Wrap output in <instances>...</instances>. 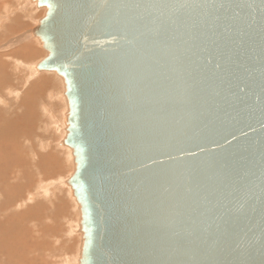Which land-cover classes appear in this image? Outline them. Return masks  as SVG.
<instances>
[{
    "label": "water",
    "instance_id": "1",
    "mask_svg": "<svg viewBox=\"0 0 264 264\" xmlns=\"http://www.w3.org/2000/svg\"><path fill=\"white\" fill-rule=\"evenodd\" d=\"M31 1L79 264H264V0Z\"/></svg>",
    "mask_w": 264,
    "mask_h": 264
},
{
    "label": "rangeland",
    "instance_id": "2",
    "mask_svg": "<svg viewBox=\"0 0 264 264\" xmlns=\"http://www.w3.org/2000/svg\"><path fill=\"white\" fill-rule=\"evenodd\" d=\"M29 2L28 0H0V16H1L0 20L2 19V17H5L7 14L9 15V17L6 19L7 21L5 20L6 22L3 21V24H0L1 25L0 26V47L4 46L8 41L15 38V36H20L22 34H25L27 33V31L29 32L31 29H33L35 25H37V21H39L43 17L44 10L39 9V8L37 9L36 4L35 3L33 4L31 0H29ZM21 7H26V8L24 9ZM21 9L23 11H21ZM41 10H43L42 11L43 14ZM8 22L11 24H8ZM30 41L31 39L29 38V40L24 42V44L22 43L19 46L16 45V47L15 46L8 47L7 49L8 50L10 49L9 51L5 49V47H3L2 50H0V57L1 56L3 57V55H6V56L10 55V57L7 60L5 57H3V59L1 58L3 64L0 61V68H1L0 77H7L9 79V80L7 79L8 82L5 83L6 85L3 86L2 89L0 90V98L3 99L2 101H4L3 103L0 104V135L3 137V138L0 137V140L2 139L3 142H5V139H7L9 140L8 143L9 144L11 143L10 145H12L13 144V142L11 141L13 140L11 138L12 136H8L6 135V133L8 131H11V128L13 126L15 129L19 127L18 129L20 133L27 135V137H30V138L28 139L26 137H22L21 135H19L20 137L14 138L17 143L16 145H18L19 147L18 152L21 151L20 154L23 155L25 149L34 148V150H36V152L39 153L40 155H44V156L51 155V157L54 158L55 163L57 164L60 163V165H62L61 170H59L60 173L56 174V176L48 177V180L50 179V181H56L57 179L60 178V176H58L59 178H57V175L61 173H62L61 178H63L64 176L70 177V175L73 172V157H72L71 150H69L70 152L68 151L66 152L64 151V149L61 150L62 148L61 141L65 136L63 134L66 133L63 131L64 129H66L65 122H66V115H67V110H68L67 101L64 98H63V101H60V102H57L56 100L54 101L50 97V95H48V93H49V90L51 91L53 90L56 94H62L64 93L65 89H64L63 81H61V83L58 85H55L57 84L56 82L55 83L52 82L50 77H54V78H57V77L55 73H49V72L41 73L40 77L42 76V79L44 81H42V79L40 80V78L35 77L34 79H32L33 81L30 82L31 84L26 86V84L24 83L26 80L25 77L27 75L26 70L18 69L19 70L18 71L16 68L15 62H12V61L14 59H20L18 56L14 55L15 52L20 49L24 51L25 49L29 47L28 50H31L32 52L34 50L35 52H37L36 50H39L41 48L39 47V45L37 46V44L35 45V48L33 45H28ZM25 44L28 45V47L25 46ZM30 47H33V49ZM21 50L18 52L19 53L22 52ZM39 51L41 52L39 53L38 58H36L38 59L36 60V62L45 57V52L43 51V49L41 48ZM30 59L32 60L34 58H30ZM31 60H29V62ZM45 79L48 81H46ZM39 81L40 82L42 81V82L40 83ZM45 81L48 83L47 85L45 84ZM7 84H9V86ZM34 84H39V85L41 84L40 86L41 89L40 90L37 89V86L32 87V85ZM8 88L12 90V92L14 91L17 92L18 90L21 92L23 90L21 92L22 93L21 96L18 98L19 100L17 99L15 94L11 95L9 92H7ZM13 97H16L17 100L13 99ZM46 110L47 112H45ZM1 132H3L4 135L3 133L1 134ZM22 150H23V153H22ZM31 157L33 158L34 155L28 154V158H31ZM31 179H33L32 185H31L33 188H31L30 190H29V187L27 190L24 189L21 193L22 198L19 197L20 198L19 200L26 199V198L28 199L30 197L29 194L31 195L34 194V195H37L35 196L36 197L35 200H37L35 201L36 203L43 204L45 209L46 208H50V209H46L45 211L41 212L39 211V209L41 210V208H39L40 206H37L38 213L41 214L42 217L41 216L39 217V214L36 213V216L38 214L37 217L39 219H35L37 218L35 217V215H34L35 218L33 219V213H31L33 209H28L27 207V206H29V208L33 207V202L30 200L31 198H29L31 203L27 201L26 203V205L28 204L27 206L25 207L22 206L18 208L17 210H15V213H16L15 215L18 216L19 214V216H21L20 222L19 221H18L19 223L16 222L18 223L16 224V227L18 226L17 229L18 228L22 229L26 226L24 231L23 229L19 230L20 233L18 232L19 234L17 236L26 235L25 239H28L31 237V240H34L35 243L39 242L40 245L42 244L45 245L46 243L45 245L46 247H48L47 245H49V249H44L42 250L41 253L38 251H35V255H32V256L40 255L39 260L37 261V264H78L80 254H81L82 233L80 231V211H79V206L75 198L70 197V192L68 191V189H66L67 187L66 188L59 187L61 186L60 184L57 185V187H54V189L52 190L53 195L51 197L50 195L49 196L48 195L46 196L45 194L43 195L44 192L42 191L41 187H39V186H42L41 180H38L42 178L40 176H34V177L31 176ZM51 179H54V180H51ZM3 185H4V188L6 187L4 190L6 191L8 189L7 191H9L11 187L13 188L15 185H18V184L12 182L13 186L7 187L6 186L7 184L5 182V184ZM9 185H11V183ZM12 188L10 190L11 192L9 191V193L13 192ZM5 194L7 195V192ZM24 194L28 196L26 197ZM25 208L27 209V211L25 210ZM29 210L31 211L29 212ZM28 212L30 216L26 215ZM3 213L6 216H7V213H9L8 216L11 215V212H3ZM43 213L45 214L44 217H43ZM60 213H62V215ZM27 216L30 218H27ZM22 217L26 219V220L24 219L26 222H27V219L31 221V218H32V221H31L32 223L30 222L31 224H28L29 220H28V223H26L25 221H23ZM0 218H1L0 219L1 221L2 220L3 222L6 221L4 219V216H1ZM33 220L34 221L37 220L39 222L37 221L33 222ZM21 221L24 222L23 224L26 223L27 225L24 226ZM35 223L37 224L39 223V224L38 225L36 224L35 226L34 225ZM14 225L15 223H13L11 226L13 227V229H14ZM46 226L50 228L49 230L50 234H48L47 236L44 235V231H43V229H45ZM28 230H33L32 232H34L33 235L35 236L31 235L32 233L29 234L31 231L28 232ZM37 230H41V233L38 232L39 233L38 234ZM21 231H23L24 233ZM5 232H4L5 235L2 234L3 233L2 232L0 234L1 235L0 237H2L3 235L6 237H10V235H12L11 230L5 231ZM8 232H10L11 234ZM26 232H28V234H25ZM28 235L29 237L27 238ZM3 238H0V245L5 243L7 245V251H8L9 239L5 238V240H3ZM5 259L6 258L4 256H0V264H4ZM13 260L18 262L19 264H29V262H26V263L22 262L18 258V256L13 258Z\"/></svg>",
    "mask_w": 264,
    "mask_h": 264
},
{
    "label": "bare ground",
    "instance_id": "3",
    "mask_svg": "<svg viewBox=\"0 0 264 264\" xmlns=\"http://www.w3.org/2000/svg\"><path fill=\"white\" fill-rule=\"evenodd\" d=\"M28 2H29V0H28ZM30 3V2H29ZM34 4V3H33ZM21 6V5H20ZM24 6H26V5H24ZM7 8H9V7H7ZM11 8V7H10ZM21 8H26V7H21ZM20 9V8H19ZM38 9V8H37ZM21 11H23L22 9H21ZM43 10H41V12H42ZM8 12V11H7ZM41 12H39V13H41ZM14 13V12H13ZM42 14H43V12H42ZM40 15V14H39ZM1 17V16H0ZM9 17V15L7 14L5 17H2V19L0 20V24H3V21H5L7 18ZM39 18V17H38ZM4 19V20H3ZM7 21V20H6ZM5 21V22H6ZM10 21V20H9ZM38 22V21H37ZM36 23V22H35ZM8 24H11V23H9L8 22ZM1 26V25H0ZM4 28V27H3ZM32 30V29H31ZM31 30L28 32L27 31V33H25V34H22V35H20V36H15V38H13V39H11L10 41H8L4 46H2V47H0V50H2L3 49V47H5V49H7L8 47H12V46H15L16 47V45H21L22 43L24 44V42H26L27 40H29V38L31 39V41H30V43L28 44V45H33L34 46V48H35V45L37 44V46L39 45V47H41V44H40V42L38 41V39L37 38H35L33 35H32V33H31ZM35 40V41H34ZM35 42H37V43H35ZM28 45H26L25 44V46H27L28 47ZM23 46V45H22ZM24 47V46H23ZM26 47V48H27ZM30 48H32L33 49V47H30ZM42 48V47H41ZM40 48V49H41ZM13 49V48H12ZM29 49V47L27 48V49H25L24 51H22L21 49V51L22 52H18V51H20V50H18V51H16L15 52V54L14 55H16V56H18L20 59H14L12 62H15V64H16V68H17V70L18 69H23V70H26V72H27V75H26V80H25V84H26V86H28V85H30L31 83L30 82H32L33 80L32 79H34L35 77H37V78H40V80L42 79V76L40 77V75H41V73L42 72H47V71H39L38 69H37V65H38V63H39V61H41V60H39V61H37L36 62V60H38V59H36V58H38V56H39V53L41 52V51H39V50H36L37 52H35L34 50H33V52L31 51V50H28ZM8 50V49H7ZM10 50V49H9ZM8 50V51H9ZM13 55V56H14ZM3 57H5L6 58V60L10 57V55H3ZM3 57L1 56L0 57V61H1V63L3 64V62H2V60H1V58L3 59ZM30 58H34V59H30ZM29 60H31L30 62H29ZM4 63H5V61H4ZM1 69V68H0ZM19 71V70H18ZM48 73V72H47ZM49 73H54V72H49ZM56 74V73H55ZM56 77L57 78H54V77H50V79L52 80V82L53 83H57V84H55V85H58V84H60L61 83V81H63L57 74H56ZM59 77V78H58ZM45 78V77H44ZM47 78V77H46ZM8 78L7 77H0V90L2 89V87L3 86H5L6 84L5 83H7L8 82V80H7ZM55 79V80H54ZM46 80V79H45ZM50 80V81H51ZM34 81H36V80H34ZM42 81H44L43 79H42ZM41 81V82H42ZM46 81H48V80H46ZM45 81V84L47 85L48 83ZM40 82V81H39ZM40 82V83H41ZM10 84V83H9ZM9 84H7L8 86H9ZM49 84H50V82H49ZM36 87L37 86V89H41L40 88V86H41V84L39 85V84H34V85H32V87ZM31 87V88H32ZM25 88V87H24ZM33 89V88H32ZM31 89V90H32ZM54 89H56V88H54ZM19 91V90H18ZM12 92V90H10L9 88L7 89V92H9L11 95L13 94H15V96L17 97V99L21 96V92L23 91H19V92ZM33 93V92H32ZM38 93V92H37ZM9 95V94H8ZM44 95V94H43ZM48 95H50V97L55 101H57V102H60V101H63V98L64 99H66L65 98V95H64V93H62V94H56L53 90L51 91V90H49V93H48ZM16 97H13V99H16ZM49 97V98H50ZM16 99V100H17ZM36 99V98H35ZM38 99H40V98H38ZM43 99V98H42ZM3 99H1L0 98V104L1 103H3L4 101H2ZM19 100V99H18ZM21 100V99H20ZM2 101V102H1ZM8 103V102H7ZM15 103V102H14ZM17 103V102H16ZM39 105V104H38ZM25 106V105H24ZM32 106V105H31ZM47 107V106H46ZM25 108V107H24ZM38 109V108H37ZM45 112H47V110L45 111ZM66 112V111H65ZM25 113V112H24ZM46 114V113H45ZM65 114V113H64ZM28 115V114H27ZM50 115V114H49ZM44 116V115H43ZM13 117V116H12ZM34 118V117H33ZM13 120V119H12ZM55 120V119H54ZM9 123H10V121H9ZM59 123H61V122H59ZM10 125H12V124H10ZM14 125V124H13ZM61 125V124H60ZM65 127H66V124H65ZM19 128V127H18ZM15 129L14 128V126L11 128V131H8L7 133H6V135H8V136H12L11 138L13 139V140H11L12 142H13V144L12 145H10L8 142H9V140H7V139H5V142H3V140L1 139L0 140V217L1 216H4V219L6 220V221H4L3 222V220L1 221L0 220V232L2 233V234H4V232L5 231H12L11 233H12V235H10V237H6V236H4V238H3V236L2 237H0V238H3V240H5V238H7V239H9V241H8V251H7V245L4 243V244H1L0 245V256H4L6 259H5V261H4V264H19L18 262H16V261H14L13 260V258H15V257H17L18 256V258L22 261V262H24V263H26V262H29V264H37V261L39 260V256L40 255H38V256H32V255H35V251H38V252H42V250H44V249H49V245H47L48 247H46L45 245H46V243H45V245L44 244H42V245H40V243L38 242V243H35V241L34 240H31V237L30 238H28L29 237V235L27 236V238L28 239H25L26 237V235H19V236H17L20 232H19V230H22L23 229V231H24V229H25V225H27L26 223H28V220L29 219H27V222L25 221L26 219L25 218H23V221H25L26 223L25 224H23L24 222H22V224L25 226L24 228H22V229H20V228H18L17 229V227H16V224H18L19 222H20V218H21V216H19V214H18V216L17 215H15L16 213H15V210H17L18 208H20V207H22V206H27L26 205V203H27V201H29L30 202V200L33 202V207H31V208H29V206H27L28 207V209H33V211L31 212V213H33V219L35 218V217H37L38 216V210H37V206H40L39 208H41V210L39 209V211H41V212H43V211H45L46 209H50V208H46L45 209V207H44V205L43 204H38V203H36L35 201H37V200H35L36 199V197L35 196H37V195H34V194H29L30 195V197L29 198H31L30 200H29V198L27 199H22V200H19L20 198H22L21 196V193H22V191L25 189V190H27L28 189V187H29V190L31 189V188H33L31 185H32V180L33 179H31V176H40L42 179H38V180H41V184H42V186H39V187H41V189H42V191L44 192L43 193V195L45 194L46 196L48 195H50V197L53 195L52 194V190L54 189V187H57V185H61V186H59V187H62V188H66V189H68V191L70 192V197H73L74 198V196H73V193H72V190H71V188L69 187V185L67 184V180H68V178L69 177H66V176H64L63 178H61V174H59V175H57V178H59L58 176H60V178L59 179H57L56 181H50V179L48 180V177H52V176H56V174H58V173H60L59 172V170H61V166L62 165H60V163H55V161H54V158L53 157H51V155H46V156H44V155H40L39 153H37L36 152V150H34V148H30V149H25V151H24V154L22 155V154H20V152H18L19 150H18V145H16L17 143H16V141H15V139L14 138H16V137H20L19 135H21L22 137H26V138H30V137H27V135H24V134H22V133H20V131H19V129ZM6 129V128H5ZM58 129V128H57ZM7 130V129H6ZM5 130V131H6ZM20 130H22V129H20ZM25 130V129H24ZM3 131V130H2ZM63 132H66V129H64V131ZM3 132H1V134H2ZM3 135H4V133H3ZM63 135H65L66 136V133L65 134H63ZM29 136V135H28ZM65 136H64V138H65ZM0 137L1 138H3L1 135H0ZM5 138V137H4ZM63 138V139H64ZM9 139V138H8ZM25 139V138H24ZM63 139H62V141H61V150L62 149H64V151H68V152H70L69 150H71L69 147H66L64 144H63ZM29 141V140H28ZM8 143V144H7ZM20 143V142H19ZM48 144V143H47ZM46 144V145H47ZM57 144V143H56ZM59 144V143H58ZM55 145V144H54ZM56 146V145H55ZM21 147V146H20ZM32 147V146H31ZM48 147V146H47ZM60 147V146H59ZM22 148V147H21ZM29 148V147H28ZM24 149V148H23ZM51 149V148H50ZM43 150V149H42ZM46 150V149H45ZM22 153H23V150H22ZM71 153H72V150H71ZM28 154H33L34 155V157L32 158V160H31V158H28ZM66 154V153H65ZM50 156V157H49ZM35 158V159H34ZM30 159V160H29ZM57 162V161H56ZM66 165V164H65ZM63 171V170H62ZM61 171V172H62ZM48 173V174H47ZM64 175V174H63ZM4 176V177H3ZM36 178V177H35ZM38 178V177H37ZM47 178V179H46ZM44 179V180H43ZM51 180H54V179H51ZM11 181V182H10ZM5 182H6V186L7 187H10V186H13L12 185V182L13 183H17L18 185H15L13 188H12V193H9V191L11 190V188H10V190L9 191H5L4 189L6 188H4V185L3 184H5ZM19 182V183H18ZM11 183V185H9ZM9 185V186H8ZM44 185V186H43ZM34 186V185H33ZM33 190V189H32ZM38 190V189H37ZM7 192V195L5 194ZM11 192V191H10ZM9 193V194H8ZM27 193V192H26ZM40 193V192H39ZM5 194V195H4ZM25 195V194H24ZM23 195V196H24ZM43 195H41V196H43ZM26 196V195H25ZM28 196V195H27ZM26 196V197H27ZM5 197H6V199H5ZM20 197V198H19ZM66 202V201H65ZM31 203V202H30ZM35 203V204H34ZM40 203V202H39ZM49 207V206H48ZM66 207H67V205H66ZM63 208H65V207H63ZM24 209V208H23ZM25 210L27 211V209L25 208ZM31 210H29V212H30ZM61 211V210H60ZM3 212H11V215H9L8 216V214L9 213H7V216L6 215H4V213ZM21 212H22V210H21ZM29 212L26 214V215H29L30 216V214H29ZM48 212H49V210H48ZM52 212V211H51ZM25 213V212H24ZM36 213H38L37 214V216H36ZM57 213V212H56ZM6 214V213H5ZM22 214V213H21ZM54 214H55V212H54ZM61 215H62V213H60ZM32 215V214H31ZM34 215H35V217H34ZM44 213H43V217H44ZM42 217V215L41 214H39V217ZM25 217V216H24ZM27 218H30V217H28L27 216ZM55 218V217H54ZM1 219V218H0ZM25 219V220H24ZM35 219H39L38 217L37 218H35ZM41 220H42V218H41ZM40 220V221H41ZM19 221V222H18ZM31 221H32V218H31ZM30 220H29V223L28 224H31L32 222H31ZM35 221H37V220H35ZM34 220H33V222H35ZM16 222H18V223H16ZM31 222V223H30ZM37 222H39V221H37ZM44 222V221H43ZM13 223H15V225H14V229H13V227H11L12 226V224ZM36 224L37 223H35L34 225L36 226ZM39 224V223H38ZM37 224V225H38ZM20 225H21V223H20ZM42 226V225H41ZM6 227H8V228H6ZM10 227V228H9ZM6 228V229H5ZM41 228V227H40ZM27 229V228H26ZM50 230V228L48 227V226H46V228L45 229H43V231H44V235H48V234H50L49 231ZM23 231H21V232H23ZM27 231V230H26ZM29 231H31L29 234H31V235H33L34 234V232H32L33 230H28V232ZM42 231V232H43ZM19 232V233H18ZM28 232H26L25 234H28ZM38 232H40L41 233V230H37V233ZM0 233V234H1ZM5 233H7V232H5ZM8 233H10V232H8ZM10 233V234H11ZM24 233V232H23ZM39 234V233H38ZM1 236V235H0ZM9 236V235H8ZM33 236H35V235H33ZM32 236V237H33ZM23 237V238H22ZM35 238V237H34ZM30 239V240H29ZM7 241V240H6ZM51 250V249H50ZM47 251V250H46ZM37 253V252H36ZM39 254V253H38ZM37 255V254H36ZM44 255V254H43ZM80 259V258H79ZM79 264V263H78Z\"/></svg>",
    "mask_w": 264,
    "mask_h": 264
}]
</instances>
